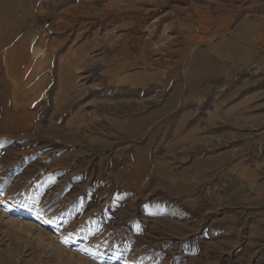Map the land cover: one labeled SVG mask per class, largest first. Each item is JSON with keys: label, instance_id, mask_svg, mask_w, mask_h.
<instances>
[{"label": "rangeland", "instance_id": "374dc122", "mask_svg": "<svg viewBox=\"0 0 264 264\" xmlns=\"http://www.w3.org/2000/svg\"><path fill=\"white\" fill-rule=\"evenodd\" d=\"M198 17L264 0H0V264H264L262 83L161 110L104 76L108 33L167 73Z\"/></svg>", "mask_w": 264, "mask_h": 264}, {"label": "crops", "instance_id": "0c3cea01", "mask_svg": "<svg viewBox=\"0 0 264 264\" xmlns=\"http://www.w3.org/2000/svg\"><path fill=\"white\" fill-rule=\"evenodd\" d=\"M202 22L206 23L201 17L183 18L175 24L179 40L176 50L181 54L174 56L172 69L167 73L160 72L163 68L157 58L147 61L142 51L130 47L126 36L114 38L108 33L104 36L105 48H109V52L105 49L107 67L103 68L106 81L128 86L136 92H149L146 95H156L159 89H166L165 102L156 108L161 110L174 100L191 102L197 93L206 90L201 87L209 84L237 86L244 85L245 80L251 86L262 83L259 90L264 103V19H220L209 29ZM209 45L213 48L212 56L217 59L208 65ZM188 84L199 86V90L187 89ZM254 91L251 88L247 93ZM133 116L140 118L142 114Z\"/></svg>", "mask_w": 264, "mask_h": 264}, {"label": "bare ground", "instance_id": "6f19581e", "mask_svg": "<svg viewBox=\"0 0 264 264\" xmlns=\"http://www.w3.org/2000/svg\"><path fill=\"white\" fill-rule=\"evenodd\" d=\"M40 15L43 16L41 13H40ZM23 30H24V29H23ZM31 52H32L31 54H32V57H33V56L36 55L37 50H36L35 48H33V49L31 50Z\"/></svg>", "mask_w": 264, "mask_h": 264}]
</instances>
